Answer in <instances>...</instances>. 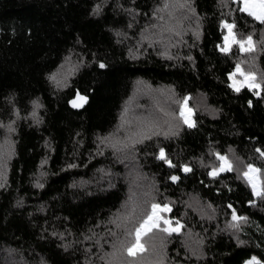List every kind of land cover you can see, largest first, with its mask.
Here are the masks:
<instances>
[{
	"label": "trees",
	"instance_id": "16d2710c",
	"mask_svg": "<svg viewBox=\"0 0 264 264\" xmlns=\"http://www.w3.org/2000/svg\"><path fill=\"white\" fill-rule=\"evenodd\" d=\"M160 7L0 0V143L11 149L0 169V264H106L100 257L152 203L169 205L183 227L154 229L142 239L146 251L121 249L119 264H264V198L242 177L251 164L264 188L255 151H264V25L232 0ZM225 20L252 33L257 50L222 53ZM237 63L255 73L258 95L230 87ZM78 94L87 102L75 108ZM185 103L194 127L180 115ZM142 119L168 135L133 147ZM160 149L175 167L157 159ZM217 154L233 170L211 176ZM233 209L247 218L236 228Z\"/></svg>",
	"mask_w": 264,
	"mask_h": 264
},
{
	"label": "snow or ice",
	"instance_id": "6c2138e0",
	"mask_svg": "<svg viewBox=\"0 0 264 264\" xmlns=\"http://www.w3.org/2000/svg\"><path fill=\"white\" fill-rule=\"evenodd\" d=\"M172 3H178L181 8H184L186 6H189L191 3V0H161V7L158 8L156 11L159 12H165L169 9L170 5ZM232 3L239 5V12L246 13L247 16L252 17L255 21H258L260 24L264 25V0H232ZM194 11V9H192ZM160 20H163V16L157 17ZM155 27V25H154ZM221 27L223 29L227 30V34L223 36V47H219V50L224 54H230L232 53L233 46H236L237 48V55L241 53H253L257 50V41L253 39V34L249 33L248 35H243L242 33H237L234 31L236 28V24L233 21L232 23L225 21H222ZM260 44H264V32L261 33V39L259 41ZM101 68L105 67V65L101 64ZM239 73L241 76L244 77L242 81H236L233 79L236 74ZM50 79L55 80L56 76L53 75L50 77ZM229 79L233 80V83L230 85V87L233 88L234 91L239 93L242 88L247 87L249 90H255L262 88V85L256 82V75L253 72H245L241 68V64L237 63L235 64L234 71L230 73ZM78 99L87 102V97L79 96ZM187 97H185V101H187ZM73 107H82L83 104H77L76 100L71 101ZM35 107H40L41 105L37 104L35 101L33 102ZM249 105L251 106V102H249ZM128 109H124V114L121 116L122 125L123 123H128L124 119V116L127 114ZM33 116L36 115L35 111L32 113ZM180 115L184 117V123L187 124L188 127H194V122H192L188 116L185 115V110L182 108L180 110ZM5 127L2 123H0V128ZM147 129V132L144 131V129ZM8 132H14L15 129L12 128L11 125L7 126ZM175 135L176 133H172ZM136 135L140 136L139 140L133 141V147L136 143H143L145 139H152L153 135H164L167 136L168 132H162L156 123L151 120L142 119L141 120V130L140 132L136 133ZM7 143V141H5ZM5 143H0V169L4 167L5 157L8 156L10 158L11 156V149L6 151L5 149ZM256 152H259L262 157H264V151L257 148L255 150ZM217 157L221 163L218 168H214L209 175L216 176L219 175L221 172H230L233 170L232 162L229 161L227 156L219 155L217 154ZM157 159L161 161H165L169 166L175 167V165L172 164L171 160H168L165 154L164 149H160L159 153L157 155ZM247 170L243 171L242 177L247 178V182L251 185L253 193L256 196L264 198V188L260 187V182L258 179V176L256 174L261 172V169L254 167L251 164H248ZM183 171L190 172L191 168L188 166L183 167ZM2 172H0V176H2ZM171 179L173 181H176L179 179L177 176H172ZM2 186V185H0ZM131 199V198H130ZM151 211L148 213L144 218L140 221L138 226H134L131 229H126L123 235L125 236L124 240H120L118 242H114L113 252L107 253L106 256H101L100 259L102 261H106V264H119L120 256L118 253L121 252V249L123 250V253H126L128 257H137L139 254L146 251L145 244L142 243L143 237L151 233L154 229H158L159 231L166 232L169 235H171L173 232H179L180 228L183 227V225H180V228L172 227V221L165 219L163 216L160 215L161 212L165 211H171L169 206L167 204H164L161 206L158 203H152L151 204ZM229 208H232V205H228ZM135 213V207L133 206L131 209V212L129 213L128 217L126 219H131L132 214ZM246 217L238 216L235 212V209L232 211V221H235V224H231L230 226L233 228L239 227L240 221H246ZM163 221L164 224L169 225L167 228H160V223ZM112 223H116V220H113ZM177 224H179V221H177ZM116 226L119 228L120 224H116ZM115 236V233L112 234ZM131 238V239H129ZM110 258V259H106ZM247 264H260V262L253 257L250 261L247 262Z\"/></svg>",
	"mask_w": 264,
	"mask_h": 264
},
{
	"label": "rangeland",
	"instance_id": "374dc122",
	"mask_svg": "<svg viewBox=\"0 0 264 264\" xmlns=\"http://www.w3.org/2000/svg\"><path fill=\"white\" fill-rule=\"evenodd\" d=\"M225 34H227V30H226V32H225ZM224 43V42H223ZM221 47H223V44H222V46ZM234 71V70H233ZM232 71V72H233ZM231 72V73H232ZM233 79H235L236 81H242L243 79H244V77L243 76H241L239 73H237L236 74V76L233 78ZM257 82V81H256ZM233 83V80H230V85ZM258 83V82H257ZM261 89V88H260ZM260 89H255V90H253L254 92H255V94H259L260 93ZM182 108L185 110V115L186 116H188L189 117V119L193 122V119H192V113H191V110L188 108V106H187V104L185 103V104H183V106H182ZM223 163V162H222ZM257 175V174H256ZM258 176V175H257ZM161 206H163L164 204H160ZM169 206V205H168ZM170 208V207H169ZM169 212L170 211H165V212H161L160 213V215L161 216H163L165 219H168V220H171L170 219V217H169ZM172 221V220H171ZM172 227H176V228H180V224H177V223H173L172 222V225H171ZM160 228H167V227H169V225H166V224H164L163 223V221H161V223H160V226H159ZM180 230H181V228H180ZM180 230H179V232H180ZM173 233H178V232H173ZM251 260V259H250ZM249 260V261H250ZM248 262V261H247ZM247 262L245 263V264H247Z\"/></svg>",
	"mask_w": 264,
	"mask_h": 264
},
{
	"label": "water",
	"instance_id": "95a60500",
	"mask_svg": "<svg viewBox=\"0 0 264 264\" xmlns=\"http://www.w3.org/2000/svg\"><path fill=\"white\" fill-rule=\"evenodd\" d=\"M76 102H77V104H84L85 103L84 101H82L80 99H78ZM75 108H78V107H75Z\"/></svg>",
	"mask_w": 264,
	"mask_h": 264
}]
</instances>
